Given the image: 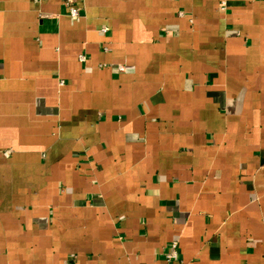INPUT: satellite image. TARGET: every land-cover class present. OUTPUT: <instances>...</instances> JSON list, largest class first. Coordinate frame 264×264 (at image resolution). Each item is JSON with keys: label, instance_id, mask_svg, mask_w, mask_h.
<instances>
[{"label": "crops", "instance_id": "0c3cea01", "mask_svg": "<svg viewBox=\"0 0 264 264\" xmlns=\"http://www.w3.org/2000/svg\"><path fill=\"white\" fill-rule=\"evenodd\" d=\"M225 1L0 0V264H264V0Z\"/></svg>", "mask_w": 264, "mask_h": 264}, {"label": "built area", "instance_id": "2783aa9c", "mask_svg": "<svg viewBox=\"0 0 264 264\" xmlns=\"http://www.w3.org/2000/svg\"><path fill=\"white\" fill-rule=\"evenodd\" d=\"M83 0H62L63 5L66 10V14L71 19H77L81 16V3ZM226 1L220 0V7L222 9L225 8ZM80 60H84V56H80ZM119 69L121 70L122 67L119 66ZM178 260V243L177 241L173 240L170 242V244L165 248V250L162 253V263L161 264H175V262Z\"/></svg>", "mask_w": 264, "mask_h": 264}]
</instances>
